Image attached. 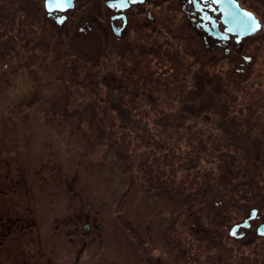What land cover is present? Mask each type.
<instances>
[{"label": "rangeland", "instance_id": "374dc122", "mask_svg": "<svg viewBox=\"0 0 264 264\" xmlns=\"http://www.w3.org/2000/svg\"><path fill=\"white\" fill-rule=\"evenodd\" d=\"M45 1L0 0V187L7 193L0 191V215L16 213L18 205L26 215L35 206L38 227L29 231L34 240L25 238L26 247L36 248L38 229L41 241L48 238L51 223L57 233L52 264H105L101 249L111 262L136 255L137 264H146L150 255L164 264H264L259 245L245 248L227 240L205 246L191 229L204 210L203 185L218 170L203 162L198 187L192 159L197 133L213 132L216 118L210 93L193 91L194 47L181 37L188 24L180 5L151 10L160 21L152 40L159 41L147 44L158 47L150 58L132 59L125 46L139 23L125 40L100 44L104 4L79 0L67 24L58 27L47 18ZM85 21L94 28L86 35L75 30ZM162 28L169 35L158 33ZM202 87L209 89L204 82ZM22 170L31 182L29 194L10 185ZM9 171L17 174L8 178ZM82 209L90 233L98 224L102 238L76 262L78 244L90 240L83 229L87 220L67 224L65 218ZM225 236L230 238L226 229ZM0 264L8 262L0 258Z\"/></svg>", "mask_w": 264, "mask_h": 264}, {"label": "flooded vegetation", "instance_id": "af4514ba", "mask_svg": "<svg viewBox=\"0 0 264 264\" xmlns=\"http://www.w3.org/2000/svg\"><path fill=\"white\" fill-rule=\"evenodd\" d=\"M251 1L253 4L250 5L245 0H98L102 8L103 4L105 10L107 8L106 14L104 12L98 20L103 31L97 38L100 44L106 43V40L112 41L113 38L117 41L125 40L131 33L133 24L139 23L134 39L125 46L126 50L131 49L128 55L132 59H142V56L150 58L153 49L158 47H149L147 44L152 41L158 44L159 41V37L152 40V30L160 21L154 17L151 10L168 4L180 5L182 16L185 17L183 21L188 24V31L182 24L181 37L190 41L194 47L193 91L196 96L202 92L203 97L210 93L212 105L209 107L213 109L211 117L216 118V124L210 127L213 132L201 130L197 133L198 141L192 158L196 165L198 187H201V164L207 161L209 166L218 167L213 182L203 185L207 198L205 204L199 206L204 210L197 213L195 222L191 225L194 233L200 235L197 243L205 246H223L227 240L245 248L264 245V0ZM78 3L79 0H74V10ZM228 3H237L240 9L252 13L261 25L260 30L254 35L242 38L230 32L232 28L226 24L227 19H230ZM73 9L51 14L46 11L47 18L62 27L69 21L68 14L73 12ZM165 25L163 22L162 27ZM93 29L90 21H85L83 27H78V24L75 26V30L84 35ZM162 31L165 30L162 28L158 33ZM165 32L169 35L167 29ZM170 33L177 37L174 31L170 30ZM92 40H95V36ZM163 42L167 43L166 38ZM139 47V51L132 50ZM125 78L131 82V77ZM114 79L117 85L120 84L119 77ZM202 82L209 85L208 90L205 87L203 89ZM12 164L6 162V167L14 169ZM16 174L9 171L7 177ZM10 185L21 187L23 190L26 188L27 194L32 189L31 182L23 170L19 180L12 179ZM0 191L1 194H7L2 187ZM31 198L32 203H37L34 192L31 193ZM33 207L35 208L29 206L26 209V215L24 209L21 213L20 205L16 213L6 210L0 215V258L6 259L8 264H12L15 259L14 264L54 262L57 233L55 228L50 231L53 227L51 223L47 224L48 238L44 236L41 241V232L38 229V245L35 249L26 247L25 238L34 240L33 233L29 231L38 227L32 213L36 208L34 210ZM28 212L31 217L27 216ZM79 212H71L68 218H65L67 224H73L76 219L81 220L82 217L87 220L83 229L90 240L78 244L80 249L74 255L77 257L76 262L88 244L102 238L99 225L94 226L96 232L90 233L89 217H86L83 209ZM54 218V221H57V218ZM228 225L231 227L228 228ZM225 229L229 239L225 236ZM259 247L257 250L264 252V249ZM104 251L105 249H101L99 259L104 258L105 264H123L122 257L126 258L127 262L130 261L128 264H137L136 255H131L133 259H130V256H122L111 262L109 255L104 254ZM152 258L154 257L148 255L144 263L164 264L161 258L155 261Z\"/></svg>", "mask_w": 264, "mask_h": 264}, {"label": "water", "instance_id": "95a60500", "mask_svg": "<svg viewBox=\"0 0 264 264\" xmlns=\"http://www.w3.org/2000/svg\"><path fill=\"white\" fill-rule=\"evenodd\" d=\"M74 0H46L45 9L48 14L55 11L67 12L74 8ZM230 9V19L226 21V24L232 28L229 30L234 34L240 35V37H246L254 35L260 30L261 25L252 13L240 9L237 3H228ZM259 25V27H255Z\"/></svg>", "mask_w": 264, "mask_h": 264}, {"label": "snow or ice", "instance_id": "6c2138e0", "mask_svg": "<svg viewBox=\"0 0 264 264\" xmlns=\"http://www.w3.org/2000/svg\"><path fill=\"white\" fill-rule=\"evenodd\" d=\"M255 27H259V25H255Z\"/></svg>", "mask_w": 264, "mask_h": 264}]
</instances>
